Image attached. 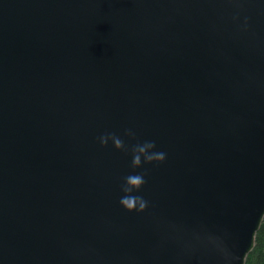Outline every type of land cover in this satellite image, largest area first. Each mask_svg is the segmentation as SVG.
<instances>
[{"label":"water","instance_id":"water-1","mask_svg":"<svg viewBox=\"0 0 264 264\" xmlns=\"http://www.w3.org/2000/svg\"><path fill=\"white\" fill-rule=\"evenodd\" d=\"M264 218V0H0V264H245Z\"/></svg>","mask_w":264,"mask_h":264},{"label":"trees","instance_id":"trees-1","mask_svg":"<svg viewBox=\"0 0 264 264\" xmlns=\"http://www.w3.org/2000/svg\"><path fill=\"white\" fill-rule=\"evenodd\" d=\"M245 264H264V218L257 230L254 247L247 255Z\"/></svg>","mask_w":264,"mask_h":264}]
</instances>
